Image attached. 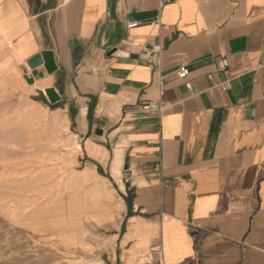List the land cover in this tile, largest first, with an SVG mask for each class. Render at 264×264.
I'll use <instances>...</instances> for the list:
<instances>
[{
	"label": "crops",
	"instance_id": "crops-1",
	"mask_svg": "<svg viewBox=\"0 0 264 264\" xmlns=\"http://www.w3.org/2000/svg\"><path fill=\"white\" fill-rule=\"evenodd\" d=\"M1 91L67 123L110 264H264V0H0Z\"/></svg>",
	"mask_w": 264,
	"mask_h": 264
},
{
	"label": "rangeland",
	"instance_id": "rangeland-1",
	"mask_svg": "<svg viewBox=\"0 0 264 264\" xmlns=\"http://www.w3.org/2000/svg\"><path fill=\"white\" fill-rule=\"evenodd\" d=\"M20 98L0 92V264H110L118 221L91 206L75 165L53 153L52 119L57 148L74 151L67 123L41 108L23 115ZM43 116L49 123L37 128Z\"/></svg>",
	"mask_w": 264,
	"mask_h": 264
},
{
	"label": "water",
	"instance_id": "water-1",
	"mask_svg": "<svg viewBox=\"0 0 264 264\" xmlns=\"http://www.w3.org/2000/svg\"><path fill=\"white\" fill-rule=\"evenodd\" d=\"M117 54L115 49L109 51V54ZM43 62L44 67L48 73H53L56 71L57 66L55 63L54 53L50 50L40 51L33 57L27 60L29 67L34 68ZM45 94L50 102H55L58 100L57 94L53 88L45 89Z\"/></svg>",
	"mask_w": 264,
	"mask_h": 264
},
{
	"label": "built area",
	"instance_id": "built-area-1",
	"mask_svg": "<svg viewBox=\"0 0 264 264\" xmlns=\"http://www.w3.org/2000/svg\"><path fill=\"white\" fill-rule=\"evenodd\" d=\"M222 65H223V67H227L228 66V61H227L226 58L222 59ZM188 74H189L188 67L185 64L179 65V67L177 68L178 77L183 79ZM185 85H186L187 88H189V83L188 82L185 83ZM224 87H226V85H223V88ZM142 110L145 113H153V114H157L158 116H160L162 111H163V106H162V104H161V102L159 100L149 101L148 103H146L142 107ZM151 255H152L151 253L146 254V256H148L149 258H151Z\"/></svg>",
	"mask_w": 264,
	"mask_h": 264
},
{
	"label": "trees",
	"instance_id": "trees-1",
	"mask_svg": "<svg viewBox=\"0 0 264 264\" xmlns=\"http://www.w3.org/2000/svg\"><path fill=\"white\" fill-rule=\"evenodd\" d=\"M125 201H126L127 205L129 206V201H128V199H125Z\"/></svg>",
	"mask_w": 264,
	"mask_h": 264
},
{
	"label": "bare ground",
	"instance_id": "bare-ground-1",
	"mask_svg": "<svg viewBox=\"0 0 264 264\" xmlns=\"http://www.w3.org/2000/svg\"><path fill=\"white\" fill-rule=\"evenodd\" d=\"M85 172V171H84ZM147 262L146 263H150L149 260H146Z\"/></svg>",
	"mask_w": 264,
	"mask_h": 264
}]
</instances>
